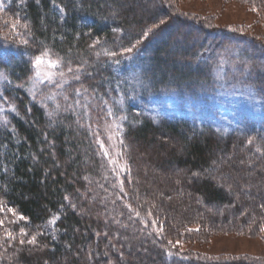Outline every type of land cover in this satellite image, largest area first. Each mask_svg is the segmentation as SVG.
Wrapping results in <instances>:
<instances>
[{"label": "trees", "instance_id": "16d2710c", "mask_svg": "<svg viewBox=\"0 0 264 264\" xmlns=\"http://www.w3.org/2000/svg\"><path fill=\"white\" fill-rule=\"evenodd\" d=\"M173 1L9 0L31 38L0 47L10 81L1 94L0 264H264L263 257L209 258L169 245L201 243L211 227L264 228V131L218 132L182 118L158 123L134 106L115 109L130 165L127 196L95 142L92 101L112 107L120 63L144 77L155 73L158 88L198 86L222 66L220 50L233 51L245 57L233 80L246 74L264 103V38L184 17ZM45 52L78 71L87 93L32 89L31 62ZM33 235L34 245L27 243Z\"/></svg>", "mask_w": 264, "mask_h": 264}, {"label": "rangeland", "instance_id": "374dc122", "mask_svg": "<svg viewBox=\"0 0 264 264\" xmlns=\"http://www.w3.org/2000/svg\"><path fill=\"white\" fill-rule=\"evenodd\" d=\"M257 1L259 0H177L175 3L173 1V4L177 8V12L184 17V14L198 15L205 18L211 27L230 31L242 29L246 35L264 38V2L258 5L255 4ZM8 3L9 0H0V47L6 50L12 47H23L29 43L31 38L28 27H24L26 24L7 9ZM13 24L16 25L15 28L12 27ZM176 31L177 28L173 34ZM25 40H27V44L23 43ZM43 54L36 55L31 62L32 82L30 86L32 89H36V92L40 93L42 86H46L58 93L69 92L76 88L80 93H87L80 73L78 71L68 72L64 68L66 65L61 60V64L55 69H50L47 63L40 65L38 69L35 59ZM49 58L58 59L51 53L45 57L46 60ZM130 59L133 62V57ZM242 59L244 60L245 57ZM243 60L239 59L233 51L222 49L218 55V61L222 63V66L215 68L214 77H211L208 82L198 86H189L187 83L179 86L162 85L159 86L160 88L152 84L155 80H157L156 83L161 80L154 76L155 73L144 77L139 68L130 62L116 65L115 70L120 77L117 80L118 86L115 85L117 87L115 89L116 100L111 99L113 101L111 107L105 101L102 104L99 100L103 99L95 96L89 114L93 115L91 116V127L95 142L122 188L121 195H129L124 191V186L127 180L129 181L127 173H130V165L125 147L126 142L123 138V128L120 119L113 113L115 109L122 110L123 106H134L136 111L150 115L158 123L182 118L193 125H202V127L218 132H230L242 125L264 131L262 124L264 103L262 99L257 95H255V99H248V93L254 90L247 86L246 74L240 75L239 80L232 78L239 71L241 73L245 63ZM227 63L229 72L227 66H224ZM38 70L40 76L36 75ZM49 71L57 73L51 82L45 77V73ZM61 71L64 72L63 77L58 75ZM249 72V69L245 71V73ZM152 75L155 80L152 79ZM5 77L7 80V74L1 69L0 115H3L5 111L4 103L1 101ZM101 142H103V147H101ZM105 150H107V155H105ZM145 150L146 153L150 152L148 148ZM7 211L11 216H15L13 211L8 209ZM204 234L201 243L195 240H185L174 241L169 245L180 253L200 254L209 258L240 255L264 258V231L256 233L223 231L211 227Z\"/></svg>", "mask_w": 264, "mask_h": 264}, {"label": "snow or ice", "instance_id": "6c2138e0", "mask_svg": "<svg viewBox=\"0 0 264 264\" xmlns=\"http://www.w3.org/2000/svg\"><path fill=\"white\" fill-rule=\"evenodd\" d=\"M253 10H256V9H253ZM60 11L63 12V9L61 8ZM161 23H163V20L161 21ZM12 27L15 28L16 25L13 24ZM24 27H27V25H24ZM97 42H99V41H97ZM138 42H139V41H138ZM23 43L27 44V40L23 41ZM125 51H126V52H131L132 49H131V48H126ZM97 55H99V53H97ZM106 55L115 56L116 53H115V52H106ZM45 57H48V53H47V52H45L42 56L36 57V59H35V64H36V66H37L38 69H39V66H40V65L45 64V63H47V65H48V67H49L50 69H55V68H57V67L61 64V61H60L59 59L53 60V59L49 58V59L46 60ZM117 62H118V61H117ZM68 71H72V69H71V68H68ZM36 75H37V76H40V72H39V70L36 72ZM56 75H57V73H53V72H51V71L45 73V77H46V79H47L48 81H50V82L54 80V77H55ZM58 75H60L61 77H63V76H64V72L61 71V72L58 73ZM76 78L79 79V77H76ZM4 79H5L6 82H9V83H10V81H7V80H6V77H5ZM77 93L79 94V91H78V90H77ZM255 95H256V93H255L254 91H250V92L248 93V99H250V100H251V99H255ZM13 111H15V109H13ZM124 118H125V117H122V119H124ZM118 127H119V126H118ZM109 138H111V137H109ZM252 142H253V141H252L251 139L248 140V143H249V144H252ZM121 143H123L122 140H121ZM101 147H103V142H101ZM257 150L259 151V149H257ZM107 154H108V153H107V150H105V155H107ZM112 162L115 163V161H112ZM194 175H195V173H194ZM129 207H130V206H129ZM11 211H13V214L15 215L14 210H11ZM137 215H139V213H137ZM20 219L23 220V219H25V218H24L23 216H21ZM56 219H58V217H53V218L50 220V223H51V224H55ZM2 224H3V221H0V225H2ZM261 231H264V228H262ZM7 235L10 237L12 234H11V232H8ZM24 235H27V234L24 233ZM20 243H21V244H24L25 241H24V240H21ZM27 243H29V244H33V245L36 244V236L33 235L29 240H27ZM169 243H171V241H169ZM167 255H168L169 257H171V256H172V253H171V252H168Z\"/></svg>", "mask_w": 264, "mask_h": 264}]
</instances>
